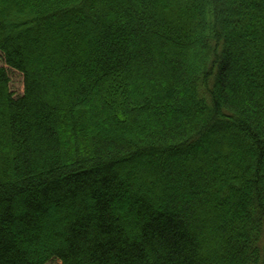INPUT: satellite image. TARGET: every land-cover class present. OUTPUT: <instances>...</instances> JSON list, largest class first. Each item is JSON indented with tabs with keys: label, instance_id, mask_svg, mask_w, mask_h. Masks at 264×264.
Here are the masks:
<instances>
[{
	"label": "trees",
	"instance_id": "trees-1",
	"mask_svg": "<svg viewBox=\"0 0 264 264\" xmlns=\"http://www.w3.org/2000/svg\"><path fill=\"white\" fill-rule=\"evenodd\" d=\"M0 264H264V0H0Z\"/></svg>",
	"mask_w": 264,
	"mask_h": 264
},
{
	"label": "rangeland",
	"instance_id": "rangeland-1",
	"mask_svg": "<svg viewBox=\"0 0 264 264\" xmlns=\"http://www.w3.org/2000/svg\"><path fill=\"white\" fill-rule=\"evenodd\" d=\"M6 68L10 77V88L15 96H20L24 93V75L12 68H10L4 60L3 54L0 52V69ZM47 264H62L58 259H54Z\"/></svg>",
	"mask_w": 264,
	"mask_h": 264
}]
</instances>
